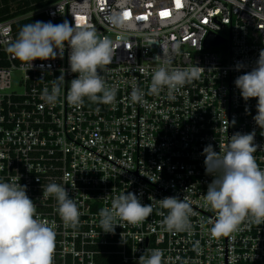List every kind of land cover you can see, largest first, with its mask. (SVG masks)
I'll return each instance as SVG.
<instances>
[{
  "label": "built area",
  "instance_id": "1",
  "mask_svg": "<svg viewBox=\"0 0 264 264\" xmlns=\"http://www.w3.org/2000/svg\"><path fill=\"white\" fill-rule=\"evenodd\" d=\"M113 14L124 17L125 27L111 23ZM65 20L113 42V61L101 73L116 89L113 103L67 102L68 82L77 75L68 71L67 47L63 59H37L29 70L7 52L25 24ZM212 38L222 43L207 48ZM262 49L264 0H57L27 12L0 0V180L27 185L39 218L56 233L53 264H138L149 248L162 250L163 264H225V236L210 233L216 213L204 195L213 177L202 153L208 144L219 152L234 133L255 130L261 147L254 155L264 169V136L253 119L258 98L244 101L234 83ZM164 58L172 67L203 68L175 100L167 90L148 94ZM61 69L65 89L48 105L42 91L51 90ZM134 87L146 93L143 106L131 101ZM50 183L65 185L77 202V228L66 227L55 198L43 196ZM123 192L140 195L154 211L142 223L119 221L114 234L104 233L99 212ZM166 196L191 202L189 230L162 226L167 210L158 200ZM241 229L228 235V264H264V224Z\"/></svg>",
  "mask_w": 264,
  "mask_h": 264
},
{
  "label": "clouds",
  "instance_id": "2",
  "mask_svg": "<svg viewBox=\"0 0 264 264\" xmlns=\"http://www.w3.org/2000/svg\"><path fill=\"white\" fill-rule=\"evenodd\" d=\"M109 19L113 25L125 27L123 16L113 14ZM126 46L130 48V45ZM66 47L69 49L68 71L77 74L68 82L67 102L78 106L87 97L94 103H113L116 89L106 86L101 75L113 61V42L98 36L91 26H72L66 20L61 24L51 21L28 23L8 45L7 52L29 70L37 59H63ZM172 49L178 51L179 45H173ZM241 67L243 65L238 64L237 70ZM201 69L199 66L172 67L170 59L164 58L153 70L148 94L158 96L167 90L168 98L175 100L181 89L199 79ZM60 71V76L50 82L51 90L45 87L42 91L41 99L48 105H55L65 89V70ZM234 83L244 101L258 98L257 114L253 119L264 136V49L260 50L252 70L239 75ZM145 95L142 89L134 87L131 101L143 106ZM255 135V130L246 134L236 132L228 137V143L220 147L219 152L212 144L203 149L206 174L213 177L204 195L206 205L216 213L210 229L213 237L228 236L242 230V225L264 224V169L254 155L261 147L254 142ZM43 196L55 198L57 212L66 227L75 229L79 226L82 213L65 185L50 183L43 188ZM149 199L154 198L150 196ZM158 201L160 208L167 210L166 215L160 213L166 231L190 229L193 208L187 197L166 196ZM153 211V203L142 204L140 195L123 192L112 200L110 207L100 210L99 225L104 233L114 234L116 226H121L119 221L136 225ZM55 237L49 223L39 218L36 204L27 195V185L0 180V264H53ZM138 264H163L162 250L146 249Z\"/></svg>",
  "mask_w": 264,
  "mask_h": 264
},
{
  "label": "trees",
  "instance_id": "3",
  "mask_svg": "<svg viewBox=\"0 0 264 264\" xmlns=\"http://www.w3.org/2000/svg\"><path fill=\"white\" fill-rule=\"evenodd\" d=\"M9 0H4L7 3ZM16 3L17 9H24L25 12L47 6L57 0H13ZM23 11V10H22ZM21 12V11H20Z\"/></svg>",
  "mask_w": 264,
  "mask_h": 264
},
{
  "label": "water",
  "instance_id": "4",
  "mask_svg": "<svg viewBox=\"0 0 264 264\" xmlns=\"http://www.w3.org/2000/svg\"><path fill=\"white\" fill-rule=\"evenodd\" d=\"M222 43L220 39H209L206 47L209 48L211 46H216L218 44ZM227 244H228V236H225V264H228V250H227Z\"/></svg>",
  "mask_w": 264,
  "mask_h": 264
},
{
  "label": "snow or ice",
  "instance_id": "5",
  "mask_svg": "<svg viewBox=\"0 0 264 264\" xmlns=\"http://www.w3.org/2000/svg\"><path fill=\"white\" fill-rule=\"evenodd\" d=\"M177 3L179 4V0H177ZM125 15L127 16L128 13H125ZM160 15H161V16H166V15H168V13H167V12H161ZM77 19L83 20V19H85V18H84V17H78Z\"/></svg>",
  "mask_w": 264,
  "mask_h": 264
},
{
  "label": "rangeland",
  "instance_id": "6",
  "mask_svg": "<svg viewBox=\"0 0 264 264\" xmlns=\"http://www.w3.org/2000/svg\"><path fill=\"white\" fill-rule=\"evenodd\" d=\"M20 75L16 74L15 78H14V87L16 86V82L19 80Z\"/></svg>",
  "mask_w": 264,
  "mask_h": 264
}]
</instances>
